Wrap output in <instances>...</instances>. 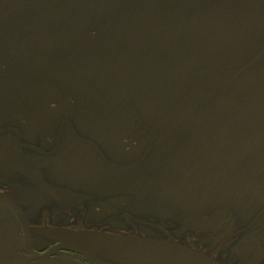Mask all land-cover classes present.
I'll return each mask as SVG.
<instances>
[{
  "label": "flooded vegetation",
  "instance_id": "1",
  "mask_svg": "<svg viewBox=\"0 0 264 264\" xmlns=\"http://www.w3.org/2000/svg\"><path fill=\"white\" fill-rule=\"evenodd\" d=\"M96 262L264 264V0H0V264Z\"/></svg>",
  "mask_w": 264,
  "mask_h": 264
},
{
  "label": "water",
  "instance_id": "2",
  "mask_svg": "<svg viewBox=\"0 0 264 264\" xmlns=\"http://www.w3.org/2000/svg\"><path fill=\"white\" fill-rule=\"evenodd\" d=\"M64 247L70 248L72 246H69L68 244L64 245ZM74 247V246H73ZM76 248V247H75ZM80 248V247H79ZM96 264H102L101 262H96Z\"/></svg>",
  "mask_w": 264,
  "mask_h": 264
}]
</instances>
